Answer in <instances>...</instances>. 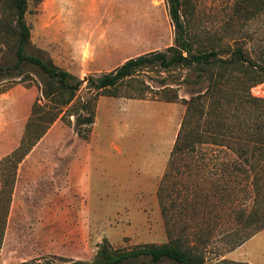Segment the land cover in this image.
<instances>
[{"label": "rangeland", "instance_id": "374dc122", "mask_svg": "<svg viewBox=\"0 0 264 264\" xmlns=\"http://www.w3.org/2000/svg\"><path fill=\"white\" fill-rule=\"evenodd\" d=\"M27 1L25 20L31 43L26 55L50 58L57 67L80 79L88 76L89 70L82 58L104 71L126 58L163 51L174 43L166 0H90L85 7L80 6L81 0L79 6L72 5L71 0ZM181 1L182 19L190 27L195 48L227 51L240 46L245 57L264 63V11L242 22L233 13L239 0ZM87 43L91 52L82 53ZM15 62L13 51L3 47L0 66L6 71L0 72V93L10 90L14 96L28 94L33 103L40 96L44 77L37 66L25 62L14 68ZM196 74L191 68L169 74L146 72L141 78L154 90L166 84L177 90L180 99L189 100L208 86ZM260 85L256 93H252L254 87L250 89V97L261 98L264 84ZM232 89L231 85L224 86L217 95L223 104L221 120L232 128L223 134L232 137L217 139L222 145L210 143V137L203 138L209 143L202 145L201 152L181 154L163 184L162 202L170 218L167 229L157 192L185 112L181 100L161 101V92L147 93L145 100L127 99L124 97L137 93L124 84L119 98L127 103L104 98L86 141L77 135L74 117L65 115L56 120L34 146L36 152L30 162L35 166L33 175L25 174L17 183L13 205L14 210H32L34 202L41 199L49 210L61 201L62 221L18 222L23 226L8 235L0 264H20L21 260H28L26 264H92L104 238L113 248L124 250L177 239L193 247L204 264H264V160L256 166L257 184L252 181L250 167L245 166V172L236 170V162H240L237 152L247 142L243 127L248 126L245 120L250 117L236 108L238 101L230 94ZM88 96L82 86L70 108L76 110L78 100ZM205 104V112L217 110L214 101ZM205 115L202 120H210ZM26 121L21 126L14 120L8 126L7 133L17 140L14 150ZM254 141L248 145L255 148L260 144L258 137ZM252 147L249 153L258 157ZM17 158L0 160V227ZM232 163L235 170L228 168ZM2 182L6 183L3 192ZM39 228L41 234H47L46 241H40L44 254L32 259L33 252L28 250H36ZM247 234L252 235L246 240Z\"/></svg>", "mask_w": 264, "mask_h": 264}, {"label": "trees", "instance_id": "16d2710c", "mask_svg": "<svg viewBox=\"0 0 264 264\" xmlns=\"http://www.w3.org/2000/svg\"><path fill=\"white\" fill-rule=\"evenodd\" d=\"M168 12L174 27V43L163 51H153L127 59L115 69L98 75H88L80 79L68 71L57 67L50 58L42 59L35 56H28L25 49L30 46V28L25 20L27 10V0H0V54L3 47L13 51L16 62L14 68L28 62L37 66L44 81L38 96L31 105L30 115L25 123L24 132L19 146L1 161H10L18 155L13 163L14 174L10 182L7 204L5 206L2 226L0 227V248L3 240L6 217L12 195V186L16 167L22 162L24 157L30 153L38 141L45 135L49 127L58 119H63L65 115L74 117V126L77 135L84 141L88 140L95 119L96 104L100 97H121L120 88L127 84L135 88L137 95L127 96V99L145 100L147 93L160 92L164 102L176 103L181 100L185 106V112L181 119L179 129L170 152V159L165 169V173L160 182L157 197L161 215L166 226L170 225L168 210L162 202L163 184L168 179L169 173L177 165V159L183 153L201 152V147L205 143L203 138L210 137V143L217 144V139L232 137L224 135L223 131L232 130L226 126L222 119L224 114L221 99L217 95L221 93L224 86H233L230 94L237 99V109L246 112L250 120L247 127L242 125L243 131L247 135V142L237 152L240 162L230 164L229 169H236L245 172L244 167H250V172L254 173L252 181L257 184L259 176L256 166L260 160H264V99L250 97V89L256 85L264 83V63L260 64L245 57L240 46H235L233 50L220 51L215 49L195 48L194 40L190 33V27L186 24L180 12L181 0H166ZM264 11V0H239L235 2L233 13L242 22H247L251 17ZM195 68L197 78L207 81L208 86L204 93L197 94L189 100L180 99L177 90L164 84L161 89L154 90L149 87L141 75L146 72L172 73L176 70H187ZM6 71L0 66V72ZM187 83V80H184ZM84 86L88 93L86 100L79 99L76 110L70 108L77 99V93ZM235 86V88H234ZM227 96V95H226ZM214 101L217 110L205 112L206 101ZM247 106V109L245 108ZM69 107V110L63 111ZM72 109V110H71ZM81 111V114L79 113ZM206 114V115H205ZM204 115L210 120H202ZM199 120H195V119ZM70 123V120H69ZM213 128V129H212ZM33 133V134H32ZM232 135V133H228ZM258 137L260 144H255V148L249 146V142H255ZM207 140V138H206ZM220 143V142H219ZM254 148L259 153H249V148ZM19 153V154H18ZM0 161V163H1ZM2 191L6 183L2 182ZM248 225L249 221H245ZM168 233V232H167ZM252 234H247L244 239H249ZM245 240L237 242L239 246ZM148 258L149 261L140 260ZM140 261L144 264H159L163 261L171 264H204L201 255L196 254L195 249L189 245H184L180 240L170 239L169 242L155 245L145 244L136 246L133 249L124 250L113 248L108 240L104 238L97 247L95 260L92 264H133ZM33 264H38L32 261ZM220 263H224L221 261ZM20 264H26L20 263ZM51 264V263H44ZM77 264H83L77 262ZM240 264V263H239Z\"/></svg>", "mask_w": 264, "mask_h": 264}, {"label": "crops", "instance_id": "0c3cea01", "mask_svg": "<svg viewBox=\"0 0 264 264\" xmlns=\"http://www.w3.org/2000/svg\"><path fill=\"white\" fill-rule=\"evenodd\" d=\"M73 1V2H72ZM80 0H71L72 5L75 3H78ZM81 5L80 6H87L86 4H90V0H81ZM57 5V4H56ZM79 6V3L76 4ZM57 7L56 11H57ZM85 45V44H84ZM89 43L86 44V48L82 50L83 52H91L89 48ZM105 52H109L108 50H104ZM127 60V58L125 59ZM124 60V61H125ZM82 61H84V64L86 65L84 68H88V75H98L101 73L109 72L113 69H115L117 66L121 65L122 63L115 65L108 70H100L97 68H93V66L90 64L89 59L87 58H82ZM11 91H3L0 93V120H2V126L3 129L0 131V160L8 155L11 151L14 150L15 148V142L17 141L11 134L7 133L8 132V126L14 123V120H19L18 125L22 126V121L27 120L29 115H30V110H31V97L26 96L28 94H22L21 92L17 94V96L11 95ZM106 98V99H104ZM105 100H120L122 102H125L124 100L120 98H114V97H100L97 101L96 104V111H95V119L97 120V113L100 110V106L102 101ZM142 102V101H141ZM139 102V103H141ZM105 103V102H104ZM127 103V102H125ZM132 104L133 102H128ZM154 103V102H152ZM106 104H108V101H106ZM158 105V104H157ZM6 128V129H4ZM5 130V131H4ZM36 152V148L34 147L28 155L22 160V162L19 164V168L17 171L16 175V182H15V187L14 191L12 193V201L10 203L9 207V212L6 217V224H5V230H4V235H3V240H2V245L0 248V261L3 256V252L5 250L6 244H7V237L8 235L13 232L14 230L17 231L20 225L18 222H26V221H34V222H46L47 220H52V221H62L63 218V212H62V204L60 202H55V205L50 206V209L48 210L46 208L47 202L43 200L41 202V199L38 200V202H34V207L31 210V208H26L21 209L18 207L17 210H14V200L13 198L15 197V191H16V185L20 181V179L23 177H26L25 174L29 177L30 175H33V169L35 168L34 165H32V159L34 157V154ZM2 153V154H1ZM51 204V203H50ZM49 204V205H50ZM40 224V223H39ZM38 224V225H39ZM42 227H44L45 224H40ZM40 229H38V234H37V243H36V250L31 249L28 251L33 252L32 254V259L33 258H38L41 255L44 254L43 252V247L41 244L42 242L41 239L46 241L47 234L43 232L42 234L40 233ZM28 260H21V263H24Z\"/></svg>", "mask_w": 264, "mask_h": 264}, {"label": "built area", "instance_id": "2783aa9c", "mask_svg": "<svg viewBox=\"0 0 264 264\" xmlns=\"http://www.w3.org/2000/svg\"><path fill=\"white\" fill-rule=\"evenodd\" d=\"M260 86H261L260 84H259V86L258 85L254 86V88L252 89V93H254V92L256 93L257 92V88L260 87ZM259 97L264 98V92L263 91L261 92Z\"/></svg>", "mask_w": 264, "mask_h": 264}]
</instances>
